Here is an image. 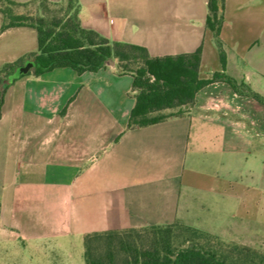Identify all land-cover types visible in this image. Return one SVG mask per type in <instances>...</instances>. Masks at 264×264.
I'll use <instances>...</instances> for the list:
<instances>
[{
    "label": "crops",
    "instance_id": "0c3cea01",
    "mask_svg": "<svg viewBox=\"0 0 264 264\" xmlns=\"http://www.w3.org/2000/svg\"><path fill=\"white\" fill-rule=\"evenodd\" d=\"M77 1L82 28L144 47L153 58L201 48L200 78L222 71L225 61L227 75L264 97V0H224L223 58L206 28L208 0ZM3 23L0 13V69L18 64L15 71L32 62L38 32L2 31ZM115 65L29 71L8 83L0 115V261L20 245L176 220L224 240L245 242L247 233L261 240L238 216L246 191L236 192L233 179L235 156L243 162L253 146L264 153V103L216 82L192 103L166 109V119L130 126L134 77Z\"/></svg>",
    "mask_w": 264,
    "mask_h": 264
},
{
    "label": "trees",
    "instance_id": "16d2710c",
    "mask_svg": "<svg viewBox=\"0 0 264 264\" xmlns=\"http://www.w3.org/2000/svg\"><path fill=\"white\" fill-rule=\"evenodd\" d=\"M64 4L65 18L49 15L53 7L62 10ZM30 6L35 7V14L28 10ZM73 9L74 13H71ZM223 9L224 0H208L206 28L213 34L221 58L224 57L220 39ZM0 13L4 19L2 31L23 26L37 30L38 50L29 55L31 69L36 75L57 68H71L78 73L97 72L107 67L103 62L108 57L115 61L119 73L132 74L137 95L130 126L144 127L166 119L169 115L157 113L192 103L200 89L216 82H224L235 93L264 103V97L248 84L239 83L225 73V61H222V71L215 72L211 78H200L201 48L192 54L153 58L144 47L110 42L99 33L82 28L77 0H62L59 3L49 0L27 3L0 0ZM17 65L6 64L0 69V115L3 94L8 86L6 80ZM84 262L264 264V252L228 242L176 220L165 225L87 233L84 235Z\"/></svg>",
    "mask_w": 264,
    "mask_h": 264
},
{
    "label": "rangeland",
    "instance_id": "374dc122",
    "mask_svg": "<svg viewBox=\"0 0 264 264\" xmlns=\"http://www.w3.org/2000/svg\"><path fill=\"white\" fill-rule=\"evenodd\" d=\"M65 7L66 4L62 10L60 7H53L49 15L65 18ZM28 10L35 14L34 6H30ZM71 13H74V9ZM29 64L30 62L27 61L23 66L27 67ZM210 69L214 71L216 68L210 66ZM171 113L172 111L163 110L157 114L169 115ZM262 120H264V110L262 111ZM256 148L257 146H253L250 153H245L243 162H240L239 157L235 156L233 181L236 192L241 188L246 191L245 200L238 216L242 214L252 228L262 235V239L250 240L252 237L247 233L244 236L245 242L232 239L225 240L264 252V153L262 154V150L258 152ZM11 251L9 256H6L5 253L2 254L0 264H85L84 236L77 233L68 240L56 242V244L20 245L19 248H11Z\"/></svg>",
    "mask_w": 264,
    "mask_h": 264
},
{
    "label": "water",
    "instance_id": "95a60500",
    "mask_svg": "<svg viewBox=\"0 0 264 264\" xmlns=\"http://www.w3.org/2000/svg\"><path fill=\"white\" fill-rule=\"evenodd\" d=\"M103 65L112 66L113 67L115 65V61L111 57H108L103 62ZM31 68H32L31 63L27 67H25V66L19 67L17 70H15L13 73H11L8 76V79L6 80V83H10L14 79L19 78L21 75L28 73L29 71L32 70Z\"/></svg>",
    "mask_w": 264,
    "mask_h": 264
}]
</instances>
